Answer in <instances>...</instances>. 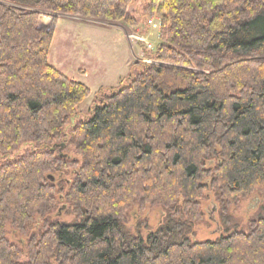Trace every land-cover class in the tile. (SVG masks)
Segmentation results:
<instances>
[{"label":"trees","instance_id":"trees-1","mask_svg":"<svg viewBox=\"0 0 264 264\" xmlns=\"http://www.w3.org/2000/svg\"><path fill=\"white\" fill-rule=\"evenodd\" d=\"M132 1L0 0V154L35 146L0 161V264H264V218L241 231L229 213L264 199V0H150L152 58L177 67L144 64L67 131L91 91L49 64L39 11L137 25ZM207 191L225 234L199 241ZM133 205L162 210L146 237L124 224Z\"/></svg>","mask_w":264,"mask_h":264},{"label":"rangeland","instance_id":"rangeland-1","mask_svg":"<svg viewBox=\"0 0 264 264\" xmlns=\"http://www.w3.org/2000/svg\"><path fill=\"white\" fill-rule=\"evenodd\" d=\"M149 2L150 0H133L130 4L128 11L138 19L137 25H128L123 21L105 18L39 11V26L44 30H49L53 25V38L48 53L49 64L65 76L83 83L91 91L89 96L77 107L76 114L70 118L66 127L67 131L76 122L87 120L94 107L104 104L106 96L126 86L130 79L141 71L144 64L160 63L164 66L177 67L152 58L160 44V18L156 13L146 14ZM149 19L159 26L152 27L148 23ZM139 38L151 43L153 49L147 50L145 43ZM188 70L197 71L192 67ZM164 83L170 87L183 86V83L172 77L164 78ZM34 148L32 143L23 144L11 154H0V161L14 159ZM60 153L70 159L76 158L73 148L62 149ZM74 175L73 171L68 175L56 174L54 182L57 183L63 178L72 179ZM62 203L61 200L60 205ZM68 211L66 206L56 210L51 217L59 221H71L73 215ZM202 211L203 221L194 227V238L199 241L213 240L225 234L218 222L220 210L211 192L207 191L206 199L202 201ZM229 213L233 220L230 222L231 226L237 224L235 229L247 231L251 219L264 218V199L257 195H251L242 199L237 205L230 206ZM162 218L160 207L146 205L144 208H139L137 205H133L127 213L124 224L130 232L135 233L136 230H139L140 234L146 237L149 231L155 230ZM232 229L230 228V230ZM5 233L9 241L25 250L26 238L10 223L6 224ZM21 261H27L25 254L21 257ZM52 262V264L55 263Z\"/></svg>","mask_w":264,"mask_h":264},{"label":"built area","instance_id":"built-area-1","mask_svg":"<svg viewBox=\"0 0 264 264\" xmlns=\"http://www.w3.org/2000/svg\"><path fill=\"white\" fill-rule=\"evenodd\" d=\"M148 23H149L152 27H154V28H156V27L159 26V24L157 25V24L153 23V21H152L151 19L148 20ZM139 40H141L143 43H145V47H146L147 50H151V49H153L151 43H149V42L147 43V41L144 40V39H142V38H139ZM145 61L148 62L147 59H145Z\"/></svg>","mask_w":264,"mask_h":264}]
</instances>
